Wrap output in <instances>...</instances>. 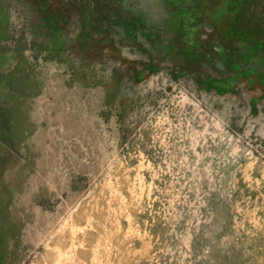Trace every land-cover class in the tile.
I'll list each match as a JSON object with an SVG mask.
<instances>
[{
	"label": "rangeland",
	"instance_id": "obj_1",
	"mask_svg": "<svg viewBox=\"0 0 264 264\" xmlns=\"http://www.w3.org/2000/svg\"><path fill=\"white\" fill-rule=\"evenodd\" d=\"M258 74L264 0H0V264H264Z\"/></svg>",
	"mask_w": 264,
	"mask_h": 264
},
{
	"label": "trees",
	"instance_id": "obj_2",
	"mask_svg": "<svg viewBox=\"0 0 264 264\" xmlns=\"http://www.w3.org/2000/svg\"><path fill=\"white\" fill-rule=\"evenodd\" d=\"M238 75H245L246 76V73L241 71V73H237L236 77ZM230 76H233V75L231 74L228 76L229 78L228 77L224 78V80H226V81L229 79V84L226 83L225 81H221V79H215V78H211L209 76H207L206 78L203 77V79L202 78H199V79L196 78V79L199 83H202V85L208 89L209 88L210 89L215 88L220 93H227V92H231V91L236 90L235 89L236 84L234 82H232L233 79H230ZM258 77L261 80H264V74H262V75L258 74Z\"/></svg>",
	"mask_w": 264,
	"mask_h": 264
}]
</instances>
